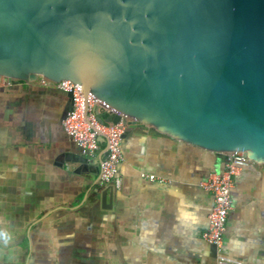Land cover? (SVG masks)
I'll return each instance as SVG.
<instances>
[{
    "label": "water",
    "instance_id": "1",
    "mask_svg": "<svg viewBox=\"0 0 264 264\" xmlns=\"http://www.w3.org/2000/svg\"><path fill=\"white\" fill-rule=\"evenodd\" d=\"M40 78L80 86L126 133L264 165V0H0V82Z\"/></svg>",
    "mask_w": 264,
    "mask_h": 264
},
{
    "label": "crops",
    "instance_id": "2",
    "mask_svg": "<svg viewBox=\"0 0 264 264\" xmlns=\"http://www.w3.org/2000/svg\"><path fill=\"white\" fill-rule=\"evenodd\" d=\"M69 109L65 92L0 82V264H217L203 239L214 207L203 184L224 156L126 126L122 187H110L105 210V146L80 151L63 128ZM231 197L224 252L264 264V165L245 166Z\"/></svg>",
    "mask_w": 264,
    "mask_h": 264
},
{
    "label": "built area",
    "instance_id": "3",
    "mask_svg": "<svg viewBox=\"0 0 264 264\" xmlns=\"http://www.w3.org/2000/svg\"><path fill=\"white\" fill-rule=\"evenodd\" d=\"M31 84L71 93L70 111L63 120L65 132L83 154H99L102 143L98 139L103 138L106 154L100 164V181L104 187L120 189L122 179L119 173L124 162L122 141L126 124L123 121L117 124L100 122L93 109L96 107L99 112L109 113V106L90 95L85 99L81 87L71 81L56 83L40 78ZM224 160V169L212 173L203 184L204 189L214 197V207L209 215V227L204 232L203 239L215 248L217 264H243L241 260L230 257L224 252V239L229 214L233 209L231 193L234 180L245 166L255 162L242 152L228 153L224 156ZM150 178L155 179L154 176Z\"/></svg>",
    "mask_w": 264,
    "mask_h": 264
},
{
    "label": "clouds",
    "instance_id": "4",
    "mask_svg": "<svg viewBox=\"0 0 264 264\" xmlns=\"http://www.w3.org/2000/svg\"><path fill=\"white\" fill-rule=\"evenodd\" d=\"M0 237H3V238H4L5 243L7 242V239H8L7 234H5V233H0Z\"/></svg>",
    "mask_w": 264,
    "mask_h": 264
}]
</instances>
